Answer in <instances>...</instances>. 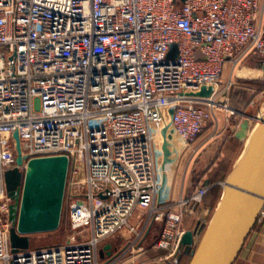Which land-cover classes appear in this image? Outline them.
Here are the masks:
<instances>
[{"label":"built area","instance_id":"obj_1","mask_svg":"<svg viewBox=\"0 0 264 264\" xmlns=\"http://www.w3.org/2000/svg\"><path fill=\"white\" fill-rule=\"evenodd\" d=\"M258 7L259 0H0V264H113L141 250L152 225V247L175 255L185 214L211 184L166 201L154 130L167 119L180 154L218 121L216 109L235 112L227 98L235 79L221 84L226 64L233 71L254 57L264 80ZM14 132L21 169L32 157L69 159L66 237L15 252L4 181L15 166ZM263 218L264 207L256 223ZM125 228L133 231L127 246L100 261L99 246Z\"/></svg>","mask_w":264,"mask_h":264},{"label":"water","instance_id":"obj_2","mask_svg":"<svg viewBox=\"0 0 264 264\" xmlns=\"http://www.w3.org/2000/svg\"><path fill=\"white\" fill-rule=\"evenodd\" d=\"M176 54V44H172L168 56L172 58ZM241 77H245L244 71ZM210 91L201 87L202 94L208 95ZM172 111L167 109L168 114ZM13 137L15 166L5 170L4 181L11 199L9 241L15 252L30 247L32 234L58 229L69 159L65 154L32 157L21 169L25 158L20 152L17 132ZM235 137L244 141V146L223 181L215 208L207 207L200 213L201 220H208L205 231L199 237L192 229H185L180 237L174 257L188 254L191 256L188 264H233L264 207V107L256 116H244ZM109 247L110 244L104 246Z\"/></svg>","mask_w":264,"mask_h":264},{"label":"crops","instance_id":"obj_3","mask_svg":"<svg viewBox=\"0 0 264 264\" xmlns=\"http://www.w3.org/2000/svg\"><path fill=\"white\" fill-rule=\"evenodd\" d=\"M258 11L259 13L261 12L262 22L264 23V0H259ZM254 59H255L254 57H249L245 62L237 66V68L234 69L233 71H231V67L229 64L225 65L222 74L221 84L223 85L225 83L229 75H231L232 78L235 79L234 85L230 87L227 93V97L229 101L235 100L236 98L240 97L241 94L240 93L235 94V90L247 89L246 88L248 87L247 82H249L250 80L253 79V80H260V82L261 81L264 82L260 76L261 71L258 68V66H256L255 64L256 62ZM242 71L245 72L244 78L241 77ZM236 80L238 81L237 83ZM243 118L237 122L236 119L229 118V116L227 117V115L225 114L223 115V117L218 119L217 122L213 123L211 131L206 130V132H203L199 136L196 142L191 144L190 148L187 150L189 154L188 157L190 158L191 155L193 154V153L190 154L189 152H194L197 150L196 155L192 156V160L194 159L195 162H201V160H199L201 153L204 152L205 150H207L208 153H210L211 150L210 163L206 166V168L202 170H199L197 167H195L193 171L195 172V174H197L196 182L191 183L190 181L187 182L183 180V183H181V185H179V187L177 188L178 190L176 189V187H174L172 188L171 192L164 194L166 201L170 202L178 198L179 196L187 195L197 185L211 184L210 188L211 191L213 190V192L208 193L209 192L208 191L206 193L203 203L197 205L193 213L195 212V216L200 219L199 216L202 209L207 207H210L211 210L213 209V203L216 200L215 194L219 189H222L224 179L231 171L233 165L235 164L244 146V141H241L235 137V132L239 129V124L241 123ZM222 128H225V130H227L230 133V135L227 134L225 135L224 138L219 139V137H217L218 136L217 133ZM168 135H170V138L175 137V135L172 134L171 131H168L167 137ZM217 138L218 141H216ZM175 160L176 159H174V161ZM171 165H173L171 166V168L175 169L176 161ZM209 172H216V173L215 174L213 173L214 174L213 177L207 178L206 176L209 174ZM210 212L208 214V217L210 215ZM188 223L190 222L189 221L186 222V225H188ZM190 225L191 224L186 226L184 229H192ZM158 232H159V227L157 225H152L144 236L146 237V240L147 239L151 240V243H147L149 244V246H146L145 250L141 251V253L139 252L137 254L129 255L126 258L116 261L113 264H182V260L177 256L173 258L171 257L166 258L165 257L166 250L156 249L152 247V243L155 240ZM120 234L112 237L108 241L103 242L99 246L98 255L100 261H105L106 258L112 256L115 252H117V250L123 247V245H121L122 241L120 238ZM106 244H110V247L104 248ZM34 247H38V245L35 246L33 245V243L30 244V248H34ZM107 251H110V255L107 254ZM233 264H264V218L262 219L261 222L255 223L253 228L250 230Z\"/></svg>","mask_w":264,"mask_h":264},{"label":"rangeland","instance_id":"obj_4","mask_svg":"<svg viewBox=\"0 0 264 264\" xmlns=\"http://www.w3.org/2000/svg\"><path fill=\"white\" fill-rule=\"evenodd\" d=\"M254 60L257 61L256 58ZM237 82L238 81L236 80V83ZM243 83H245V82H243ZM247 84H248V87H246L247 89H244V90H242V89L237 90L236 89L235 90V94H237V93L241 94L240 97L236 98L235 100H231V101L228 100L229 105L235 109V112L233 114H229L223 110L216 109L215 112L218 115L217 116L218 119L223 117V115H225V114L226 115L229 114L230 115L229 118H234L238 122L246 114L247 115H254V116L258 115L260 110L264 107V89H262V88H264V82H262V81L260 82V80H253L252 79L249 82H247ZM222 98H223V96H220L217 99L222 100ZM220 122H221V120H220ZM213 123L214 122L207 125L204 128L203 132H206V130L211 131ZM253 125H254V121L251 122V126H253ZM227 132L228 131L225 130V128H222L217 133V135H218L217 137H219V139H222L225 137V135H227V134L230 135V133L229 132L227 133ZM167 134H168V124H167V119H165L164 121L157 124V126L154 130V135H153L154 154H155V159H156V163H157V170L159 171V174H160L158 176V185H159V189H160L161 193L163 194V196H164V194L171 192L172 188L176 187V189H177L179 187V185H181V183H183V180H185L187 182L190 181L191 183L196 182L197 174H195V172L193 171L194 168L197 167L199 170L206 168V166L210 163V157H211V150H210V153H208V151L205 150L204 152L201 153V156L199 157V160H201V162H195L194 159H193L194 161L192 160V156L196 155L197 150L194 152H189L190 154L193 153L191 155V157L189 158L188 157L189 154H188L187 150L190 148L191 145H187L180 154L176 155L177 157L175 158L176 159L175 160L176 161V168L175 169L171 168V166H173V165H171V166L165 165L166 159L169 156L172 157L174 155V153L177 150L180 151V147H182V144L180 143V141L176 137H171L170 139H168ZM216 141H218V138ZM187 158H189V159H187ZM175 161L172 163H175ZM187 165H188V167H187ZM213 173L215 174L216 172H209V174L206 177L207 178L213 177L214 176ZM208 191H209L208 193L213 192V190L211 191V188ZM65 192H66V189H65ZM65 195H66V193H65ZM204 197L202 199V203L204 201ZM217 201H218V199H217ZM217 201L213 205V209L215 208ZM210 216H211V213H210L208 219L210 218ZM66 221H67L66 206L64 205V202H63L61 222H60L58 229L51 231V232H40V233L32 234L31 235V244L33 243V245H35V246L36 245L45 246V245L55 244V243L63 241L67 235V232H68ZM188 221L190 222V223H188V225L191 224L190 226H191L193 232L196 235H198L199 237H201V235L203 234V232L206 229L208 220L203 221V220L199 219L198 217L195 216V212H194L191 214H188V213L185 214V218L183 221V227L184 228L186 226H188V225H186V222H188ZM140 223H141L140 221H138V222L135 221V223H133V224L135 227L139 228ZM120 233H121L120 238L122 241L121 245H123V248H124L125 246H127L126 244L128 243V241L133 237V231L129 228L128 229L125 228ZM141 242H142L141 243V250L144 251L146 246H149V244H147V243H151V240L150 239L146 240V237H144L141 240ZM141 250L135 249V250L125 251L124 254H122L120 256L117 255V256L113 257L112 260H115V262L119 261L123 258H126L129 255L137 254L139 252L141 253ZM173 257H174V255L171 256V258H173ZM178 258H180L182 260V264H188L190 256L184 255L182 253L180 256H178Z\"/></svg>","mask_w":264,"mask_h":264},{"label":"trees","instance_id":"obj_5","mask_svg":"<svg viewBox=\"0 0 264 264\" xmlns=\"http://www.w3.org/2000/svg\"><path fill=\"white\" fill-rule=\"evenodd\" d=\"M220 193H221V189H219L218 191H217V193L215 194V198H216V200L219 198V195H220ZM206 195V194H205ZM216 200H215V202L213 203V205L216 203ZM184 255H188V254H184ZM190 256V255H189ZM190 258H191V256H190ZM190 260V259H189ZM189 262V261H188Z\"/></svg>","mask_w":264,"mask_h":264},{"label":"bare ground","instance_id":"obj_6","mask_svg":"<svg viewBox=\"0 0 264 264\" xmlns=\"http://www.w3.org/2000/svg\"><path fill=\"white\" fill-rule=\"evenodd\" d=\"M258 114H259V113H258ZM240 151H241V150H240ZM176 152H177V151H176ZM176 152H175L174 155L172 156V158H174V159L177 157V156H176V155H177ZM240 153H241V152H240Z\"/></svg>","mask_w":264,"mask_h":264}]
</instances>
